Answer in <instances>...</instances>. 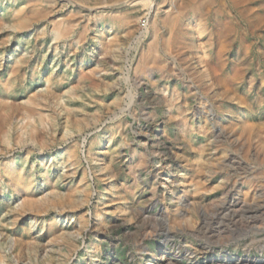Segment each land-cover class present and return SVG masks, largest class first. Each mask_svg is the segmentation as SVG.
<instances>
[{
	"label": "rangeland",
	"instance_id": "rangeland-1",
	"mask_svg": "<svg viewBox=\"0 0 264 264\" xmlns=\"http://www.w3.org/2000/svg\"><path fill=\"white\" fill-rule=\"evenodd\" d=\"M124 13L133 16L127 26L108 21ZM144 54L154 63L142 70ZM16 56L30 65L10 93L14 103L46 93L51 76L49 124L62 126L67 113L81 118L66 138L80 148L88 191L73 212L55 207L42 217L65 230L49 240L41 218L10 224L22 200L0 188L7 264H264V0H0V75ZM49 124L40 126L50 136ZM59 140L29 161L42 194L39 161L65 156ZM71 174L57 164L47 177L63 193L80 179ZM183 177L188 206L177 199ZM17 230L33 239L22 253Z\"/></svg>",
	"mask_w": 264,
	"mask_h": 264
},
{
	"label": "bare ground",
	"instance_id": "bare-ground-1",
	"mask_svg": "<svg viewBox=\"0 0 264 264\" xmlns=\"http://www.w3.org/2000/svg\"><path fill=\"white\" fill-rule=\"evenodd\" d=\"M7 1V0H2ZM126 1V0H125ZM19 2V1H18ZM130 2V1H129ZM128 3V1H127ZM78 4V3H77ZM116 4V3H115ZM9 5V4H8ZM2 7V6H1ZM95 8V7H94ZM20 10L17 11V13L14 14V22L18 27H22L26 25V19L21 17ZM135 13V12H134ZM133 13V14H134ZM132 15V14H131ZM74 17V16H73ZM82 18V17H81ZM131 17L129 13H124L121 16L120 15H111L108 17V21L115 24L117 23L120 27L126 25ZM6 19V18H5ZM80 19V18H79ZM107 19V18H106ZM7 20V19H6ZM163 23L167 24L169 26L173 25L174 15L172 13H167L165 17H163ZM55 21V20H54ZM53 21V22H54ZM73 23V22H71ZM75 23V22H74ZM157 23V22H156ZM3 24H5L3 22ZM8 24V23H7ZM130 24V23H129ZM171 24V25H170ZM59 25V24H58ZM72 25V24H71ZM156 25L155 23L153 26ZM4 26V25H3ZM6 26V25H5ZM73 26V25H72ZM88 26V25H87ZM127 26V25H126ZM65 27V26H63ZM69 27V26H68ZM155 27V26H154ZM157 27V26H156ZM155 27V28H156ZM6 28V27H5ZM29 28V27H28ZM84 28V27H83ZM158 28V27H157ZM59 29V28H58ZM57 29V30H58ZM76 29V28H75ZM108 29V28H107ZM125 29V28H124ZM24 30V29H23ZM17 31V30H16ZM25 31V30H24ZM156 31V30H155ZM18 32V31H17ZM84 32V31H83ZM67 29H62L59 34H67ZM154 33V32H153ZM85 34V33H84ZM161 34V33H160ZM65 36V35H64ZM103 34H100L99 40L102 41ZM169 36V35H168ZM83 37V36H82ZM84 38V37H83ZM64 39V38H63ZM168 40V39H167ZM7 41V40H6ZM97 41V40H96ZM115 41V40H114ZM117 41V40H116ZM9 42V41H8ZM108 42V41H107ZM110 42V41H109ZM166 42V41H165ZM80 43V42H79ZM106 44V43H105ZM7 45V44H6ZM153 45V44H152ZM166 45V43H165ZM154 46V45H153ZM155 44V49H156ZM5 47V46H4ZM38 47V46H37ZM6 49V48H5ZM18 46H15L13 50H19ZM37 49V48H36ZM153 49V48H152ZM154 49V50H155ZM169 49V48H168ZM106 51V50H105ZM104 52V51H103ZM6 53V52H5ZM147 53V52H146ZM156 53V52H154ZM15 55V54H13ZM148 55V54H147ZM146 54L143 55L141 59V66L140 68H144L145 64L148 65L150 62L149 56ZM153 56V54H152ZM156 56V54H155ZM34 57V56H33ZM4 58V57H3ZM153 58V57H152ZM158 58V57H157ZM156 58V59H157ZM4 60V59H3ZM33 60V59H32ZM12 61V60H11ZM155 61V60H154ZM157 61V60H156ZM155 61V64L157 63ZM33 62V61H32ZM152 62V60H151ZM153 64L154 62L151 63ZM11 66V72L10 74H2L0 75V188L2 189H9L12 191V195L15 197H19L22 202L21 206L18 209H12L11 212V225L17 226L19 222L25 218L26 216L31 218H36L38 221H40L39 218L42 219L43 216L46 215V213L51 209L55 207L60 208H66L68 212H73L78 202V193L81 191L87 192L88 189L85 181V173H80V163H81V157L80 152L76 144H71L67 140V135L71 130L80 128V122L81 118L72 115L71 113H67L64 116V122L62 126L58 127L56 124L52 122V124H49L50 121L55 119L54 113H48L46 114L47 110V104H49V101L51 98L55 96V90L51 88V85L55 83L54 78L51 76L46 79V82L49 83V87L46 90V93L42 94H32L29 97V104L28 105H21L16 104L11 100L10 93L15 90L17 87L18 81L22 78L21 72L29 67L30 60L22 58L20 56H16L13 58ZM8 66V65H7ZM149 66V65H148ZM2 67V64L0 63V68ZM5 67V66H4ZM155 67V66H154ZM160 67V66H159ZM7 68V67H6ZM9 68V67H8ZM161 68V67H160ZM6 70V69H5ZM27 72V71H26ZM70 72V71H69ZM59 75V74H58ZM40 79V78H39ZM39 82V81H38ZM20 84V83H19ZM31 85V84H29ZM16 91V90H15ZM29 92V91H28ZM60 93V92H59ZM23 94V93H22ZM63 95V94H62ZM12 96V95H11ZM18 96V95H17ZM25 96V95H24ZM26 97V96H25ZM13 98V97H12ZM70 98V97H69ZM72 99V98H71ZM26 101V100H25ZM54 101V100H53ZM175 101V100H174ZM75 102V101H74ZM25 104V102H24ZM71 104V103H70ZM74 105V104H73ZM68 108V107H67ZM62 110V109H61ZM49 111V110H47ZM77 111V110H76ZM75 112V111H74ZM181 114V113H180ZM57 115V114H56ZM58 116V115H57ZM57 118V117H56ZM181 118V116H180ZM17 121V122H16ZM56 121V120H55ZM48 123L51 128V135L49 136L46 132L44 127H41V124ZM109 131V130H108ZM57 133L61 137L58 138ZM120 134V133H119ZM74 136V135H72ZM111 136H114L111 134ZM67 137V138H66ZM113 137H110V140H112ZM60 139V140H59ZM72 139V137H71ZM75 139V138H74ZM105 139V138H104ZM114 139V138H113ZM61 141L60 145L65 144V156L56 158L51 163L49 160L45 161L44 159H41L39 161L40 167L45 168V171L42 172L41 175H43L44 178V184L46 186L47 194H42L41 190L39 188L35 187V179H36V168L33 169L34 163L32 165L29 164V161L34 154H41L45 153L46 151L50 150L52 148L53 142ZM115 140V139H114ZM102 141V139L100 140ZM113 141V140H112ZM115 144V142H114ZM38 145L39 148L36 147ZM55 145V144H54ZM81 145V144H80ZM79 145V146H80ZM102 147V146H101ZM119 149V148H118ZM21 150L23 152L22 156L19 160H16L15 157L13 158L11 154L15 151ZM105 150V149H104ZM201 150V148H200ZM113 152H116L115 148H110L106 154L111 155ZM204 152V151H203ZM202 152V153H203ZM21 153V152H20ZM141 154V153H140ZM148 154V153H147ZM14 155V154H13ZM99 155V154H98ZM50 155H48L49 157ZM137 156V155H136ZM140 156V155H139ZM40 157V156H39ZM105 157V156H104ZM121 157V156H120ZM106 158V157H105ZM140 158V157H139ZM35 159V158H34ZM33 159V160H34ZM144 159V158H143ZM121 161V160H120ZM139 161H141L139 159ZM222 161V160H221ZM35 162V161H34ZM83 162V161H82ZM142 162V161H141ZM38 163V161H37ZM140 163V162H139ZM146 163V162H145ZM144 163V164H145ZM57 164H67L69 167H73V174L77 176V174L80 176V179L76 183H67L66 190L61 193L58 192L56 189V185L47 177L49 171L52 168H55ZM138 164V163H137ZM223 164V163H222ZM225 164V163H224ZM130 165V164H129ZM137 166V165H136ZM234 166V165H233ZM142 167V166H140ZM201 168V167H200ZM199 168V169H200ZM222 168V167H221ZM246 168V167H245ZM137 169V167H136ZM35 170V171H34ZM85 170V169H84ZM130 170V169H129ZM131 172V171H130ZM197 172V171H196ZM259 172V171H258ZM72 173V172H71ZM261 173V172H260ZM70 174V173H69ZM69 174L65 173L64 177L69 178ZM262 174V173H261ZM74 175L71 176L74 177ZM87 175V173H86ZM63 176V175H62ZM61 176V177H62ZM249 176V175H248ZM253 176V174H252ZM63 178V177H62ZM61 178V179H62ZM136 178V177H135ZM255 178V177H254ZM189 179V178H188ZM247 179V177H246ZM64 181V180H63ZM73 181V180H72ZM137 181V179H136ZM135 181V182H136ZM180 181L178 183L179 185H182V188L177 196V199L180 203L184 205L187 204L186 199L183 198L184 193L186 192V179L185 177L179 179ZM55 182V181H54ZM84 182V185L86 187H81L82 183ZM174 182V181H173ZM262 182V181H261ZM200 183V182H199ZM230 183V182H229ZM65 184V183H64ZM136 184V183H135ZM232 185V184H231ZM234 185V184H233ZM253 185V184H252ZM37 186V185H36ZM152 186V185H151ZM194 186H196L194 184ZM228 186V185H227ZM255 186V185H254ZM231 187V186H230ZM253 186L250 187V189ZM117 188V187H116ZM149 188V187H148ZM157 188V187H156ZM200 188V187H199ZM203 188V187H202ZM201 188V190H202ZM227 189V188H226ZM232 189V188H231ZM253 189V188H252ZM257 189V188H256ZM207 190V189H206ZM234 190V189H233ZM156 191V190H155ZM172 191H175V188H173ZM227 191V190H226ZM251 190L245 191V197L246 199L248 195L250 194ZM258 191V190H257ZM263 191V190H262ZM83 192V193H84ZM91 192V191H89ZM153 192V191H152ZM162 192V191H161ZM164 192V191H163ZM7 193V192H6ZM154 193V192H153ZM226 193V192H225ZM243 193V194H244ZM86 195V194H85ZM89 195V193H88ZM192 195V194H191ZM91 197V196H90ZM233 197V196H232ZM231 197V198H232ZM237 195L233 197V201L236 199ZM154 198V197H153ZM191 198V197H190ZM235 198V199H234ZM164 199V198H163ZM175 199V197H174ZM243 199V200H244ZM250 199V198H249ZM87 200V199H86ZM114 200V199H113ZM156 200V199H155ZM167 200V199H166ZM173 200V198H172ZM192 200V199H191ZM239 200V199H237ZM240 200V201H243ZM247 200V199H246ZM259 200V199H258ZM115 201V200H114ZM113 201V202H114ZM124 201V200H123ZM154 201V200H153ZM193 201V200H192ZM236 201V200H235ZM89 202V201H88ZM140 202V201H139ZM150 202V201H149ZM244 202V201H243ZM254 202V201H253ZM241 203V202H240ZM245 203V202H244ZM243 203V204H244ZM250 203V201H249ZM252 203V202H251ZM117 204V203H116ZM155 204V207L160 210V212H163V208L161 207L160 202L153 203ZM217 204V203H215ZM220 204V203H219ZM253 204V203H252ZM251 204V205H252ZM258 204V203H257ZM103 205V204H102ZM152 205V204H151ZM224 205V204H223ZM5 206V205H4ZM82 206V205H81ZM114 206V205H113ZM111 207V206H110ZM149 207V206H148ZM166 207V205H165ZM201 207V206H200ZM244 207V206H243ZM81 208V207H80ZM104 208V205H103ZM136 208V207H135ZM134 208V209H135ZM169 208V207H168ZM240 208V207H238ZM242 208V207H241ZM65 209V210H66ZM99 209V206H98ZM141 209V208H140ZM149 209V208H148ZM249 209V207H248ZM264 209V208H263ZM6 210V209H5ZM8 210V208H7ZM100 210V209H99ZM99 210L97 212H99ZM157 210V211H158ZM180 210V209H179ZM183 210V209H181ZM208 210V208H207ZM239 210V209H238ZM4 210H0V215L3 213ZM51 211V210H50ZM53 211V210H52ZM142 211V210H141ZM144 211V210H143ZM152 211V210H151ZM213 211V210H212ZM81 212V211H80ZM96 212V213H97ZM182 212V211H181ZM231 212V211H230ZM49 213V212H48ZM47 213V214H48ZM66 213V212H65ZM75 213V212H74ZM100 213V212H99ZM98 213V214H99ZM175 213V212H174ZM184 213V212H183ZM182 213V214H183ZM264 213V212H263ZM80 214V213H78ZM169 214V212H168ZM173 214V213H172ZM259 214V213H258ZM51 215V214H50ZM107 215V214H106ZM118 215V214H117ZM143 215V214H142ZM179 215V214H178ZM3 216V214H2ZM72 216V215H71ZM86 216V215H85ZM174 216V215H173ZM183 216V215H182ZM185 216V215H184ZM251 216V215H249ZM260 216V215H259ZM87 217V216H86ZM89 217V216H88ZM141 217V216H140ZM149 217V216H148ZM177 219L181 218V216H176ZM179 217V218H178ZM262 217V215H261ZM44 218V217H43ZM46 218V217H45ZM102 218V217H101ZM183 218V217H182ZM2 219V218H1ZM30 219V218H29ZM110 219V218H109ZM108 219V220H109ZM114 219V218H113ZM174 220L176 218H173ZM176 219V220H177ZM7 220V219H6ZM43 220V219H42ZM41 220V221H42ZM121 220V219H120ZM157 220V219H156ZM164 220V219H163ZM171 220V219H170ZM175 220V221H176ZM182 220V219H181ZM207 220V219H206ZM263 220V219H262ZM26 221V220H25ZM76 221V220H75ZM131 221V220H130ZM162 221V218H161ZM172 221V220H171ZM179 221V220H178ZM177 221V222H178ZM256 221V220H255ZM45 222H48L47 219L43 220V224ZM101 222V221H100ZM108 222V221H107ZM207 222V221H206ZM205 222V223H206ZM21 223V222H20ZM95 223V222H94ZM172 223V222H171ZM201 223V222H200ZM255 223V222H254ZM76 224V223H75ZM106 224V223H105ZM112 224V223H111ZM121 224V223H120ZM156 224V223H155ZM251 224V223H250ZM116 225V224H115ZM252 225V224H251ZM259 225V224H258ZM3 226V225H2ZM108 226V225H106ZM10 228V227H9ZM45 235L49 240L62 237L64 235L65 230L60 229L55 222L51 221L48 222V224L45 226L42 225V229H45ZM153 228V227H152ZM4 229V228H3ZM23 229V228H22ZM31 229V228H30ZM81 229V228H80ZM184 229V227H183ZM67 230V229H66ZM18 238H16V249L17 252L22 253L24 249H26L30 244L33 243V239L28 237L26 235V231L22 230L18 232ZM197 234V233H196ZM141 235V234H140ZM147 235V233H146ZM66 236V235H65ZM66 239V238H65ZM141 240V239H140ZM66 247V246H65ZM73 248V247H72ZM175 254V253H174ZM162 256V255H161ZM7 257L3 252L0 251V264H7ZM174 257V256H173ZM221 258V257H220ZM226 258V257H225ZM172 260V259H171ZM178 260V259H177ZM193 260V259H192ZM234 260V259H233ZM167 261V260H166ZM217 262V261H216ZM224 262L227 264L229 263L226 259H224ZM239 262V261H238ZM209 263V262H208ZM213 263V262H212ZM219 263V262H218ZM232 263V262H231ZM169 264V263H168ZM198 264V263H197ZM222 264V263H221ZM224 264V263H223Z\"/></svg>",
	"mask_w": 264,
	"mask_h": 264
}]
</instances>
